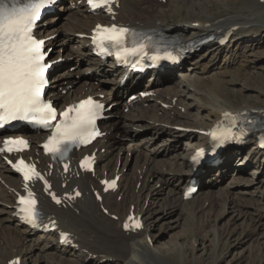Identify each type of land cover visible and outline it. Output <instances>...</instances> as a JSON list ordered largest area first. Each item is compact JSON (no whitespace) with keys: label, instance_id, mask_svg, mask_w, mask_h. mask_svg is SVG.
<instances>
[{"label":"bare ground","instance_id":"1","mask_svg":"<svg viewBox=\"0 0 264 264\" xmlns=\"http://www.w3.org/2000/svg\"><path fill=\"white\" fill-rule=\"evenodd\" d=\"M165 1L119 0V6L115 4L112 8L116 11L115 14H95L89 11L86 0H62L64 4L61 10L68 9L67 16L62 17V14L57 13L55 18L60 17L63 22L46 27L47 21H44L39 27L38 33L42 37L59 33L56 40L49 41L54 46L53 60L76 56L74 63L64 64V68L55 74L51 94L58 105L66 106L79 101L92 87L105 88L110 90L106 93L113 94L114 87H118L125 77L130 78L125 86H119L117 93H114L117 106L112 111L113 118L105 124L107 135L88 148V152L96 156L97 166L94 174L82 171L77 166L82 151L73 153L71 167L65 172L43 154L40 144L46 134L28 133L33 144L26 156L39 162L41 171L48 174L50 172L52 179L51 190L33 183V187L40 193L44 220H56L58 229L71 233L72 243L60 244L57 230L30 229L21 223L16 216V200L17 192L23 187L22 180L0 154V264H10L16 257L20 259V264H37L38 257L44 259L46 264H99L104 257H111L113 264H192L191 258L183 260L182 263V257L178 255L177 250H163L160 255V251L153 247V241L156 239L153 231L159 220L165 213H170L171 209L185 213L187 219L208 213V223H217L209 239V249L211 252L213 250L212 254L210 253L211 259L209 262L203 260L201 264H217L232 247L263 234L264 191L259 190V185L264 180L262 170L258 177V186L253 185L257 180V173L264 167V150L256 146L259 138L253 137L255 145L243 152V155L234 145H227L218 155L210 156L197 168L194 163V150L206 145L207 136L202 133L174 131L167 126L178 125L208 130L226 111L245 110L264 120V106L232 104L228 95L221 90L216 91L223 75L233 73L232 69H222L237 61L239 41L243 35L253 33L251 40H254V43H259L260 37L262 39L264 0H247L241 10L228 13H215L206 6H198V3L189 5V0ZM73 5H76V10H73ZM153 6L155 8H152ZM185 6L188 9L182 20L175 22L166 16L167 10L181 11ZM113 17L117 22L141 29H152L156 33L171 32L183 41L206 34H213L216 38L208 43V48L203 47L200 51L185 56L178 66L184 67L179 74V77L184 79L173 77L175 69L172 67L156 69L155 74L160 83L154 81L147 85L158 88L164 85V89L159 92L153 103L145 107L142 102H147L146 99L127 101L135 77L121 73L112 63L103 64L91 55L90 38L81 37L82 34H90L98 22L112 23ZM55 18H52V21ZM231 30L230 42L225 45L220 43L219 38ZM75 46L78 48L75 49ZM228 54L230 61L218 65L221 57L225 55L226 60ZM209 56L216 62L208 69L201 67V62ZM71 66H78L79 70L74 71ZM196 67H201L202 71L197 72ZM102 73L112 77H97ZM137 86L134 87V92L139 93ZM63 89H67V93L64 94ZM164 103L170 104L171 108H164ZM127 107L131 109L130 113L121 112V108ZM203 112L208 115L206 121L203 120ZM139 128L146 130L139 132ZM178 137L186 139L190 147L176 150L177 143L182 141ZM1 138L2 131L0 146ZM175 139L176 145L172 142ZM145 140L146 144L152 146L151 142H156L157 146L143 148L145 145L142 142ZM162 145H165L163 150H157V147ZM130 151L139 153L136 166L131 172L126 169L131 161ZM239 153L242 156H239ZM249 156L248 163L243 167L244 159ZM234 157H241V166H233ZM51 164H54L53 168L50 167ZM249 167H252L251 173ZM231 169L235 176L230 179V183L215 190L218 184L212 179L216 175L211 174L218 171L219 177ZM116 174H122L119 188L105 190L100 180L109 179ZM193 178L199 184L202 182L201 189H198V192L203 190L202 202L200 195L185 199L186 187ZM159 182L160 189L157 188ZM75 186L82 190V196L68 203L55 205L48 196L51 191L62 196L69 195L74 192ZM95 190H98V194H95ZM161 192L166 193V197L159 200ZM219 208H222V211ZM228 209L236 213L224 226L219 227L218 219ZM132 212L143 221L142 228L137 232L122 228L123 220ZM114 216L118 218L115 219ZM239 220L245 222V227L238 229L235 226ZM206 222L203 223L204 227ZM200 229L202 228L191 232L195 242L201 238ZM196 264H199V261H196Z\"/></svg>","mask_w":264,"mask_h":264},{"label":"snow or ice","instance_id":"2","mask_svg":"<svg viewBox=\"0 0 264 264\" xmlns=\"http://www.w3.org/2000/svg\"><path fill=\"white\" fill-rule=\"evenodd\" d=\"M53 2L54 0H29L24 4L15 0L14 3L9 4L8 0H0V125L20 120H33L40 123L52 129V135L44 144V149L53 156H64L69 145L86 144L99 135L95 130V122L104 105L89 97L60 114L63 118L58 123H52L57 118L56 109L51 103H46L42 99L47 83L46 73L50 64L45 63L44 41L34 37L33 29L41 11ZM88 3L93 10L99 7H107L111 10L113 0H88ZM129 35L136 34L130 33L126 27L100 25L97 26L93 40L102 51H107L108 45L116 47L118 58L146 54L145 45H137L135 40L132 42V47L127 46ZM163 58L176 59L171 54ZM152 59H161V57L156 56ZM225 116L230 117L231 114L225 113ZM210 135L220 144L233 138L230 128L213 131ZM26 147V140L8 139L4 141V147L0 148V151H22ZM14 166L23 174L25 182L34 178L43 179L35 166L26 164L24 160L18 161V166ZM81 167L92 170L91 163L87 160ZM44 183L47 185L48 182L45 180ZM105 183L109 188L116 186L115 181ZM76 195L79 196L80 193L76 192ZM53 199L56 203L61 202L54 194ZM36 204L37 201L31 192L27 197L19 198V212L22 218L33 226H38ZM130 220H133V223H126L125 229L142 227V224L134 218ZM13 264H19V262L14 261Z\"/></svg>","mask_w":264,"mask_h":264},{"label":"rangeland","instance_id":"3","mask_svg":"<svg viewBox=\"0 0 264 264\" xmlns=\"http://www.w3.org/2000/svg\"><path fill=\"white\" fill-rule=\"evenodd\" d=\"M246 1L247 0H189L188 4L191 5L192 3H198V6H202V5L206 6L208 7L209 10H213L215 13H219V12L228 13L230 11L241 10L244 4L246 3ZM163 3H165V1H163ZM140 6L141 5H139V7ZM152 8H155V7L153 6ZM187 9L188 8L185 6L183 7L181 11H178L176 9H169L165 13L169 20L171 19V21L177 22L183 19L182 17L187 12ZM67 10L63 11L59 9L58 13L60 15L62 14L61 15L62 17H66L67 16L66 14L68 13ZM70 10L72 9H69V11ZM73 10H76V9H73ZM62 22L63 21L60 20V17H56V19L52 23H50L51 25L49 26L52 27V26H55L56 24H59V23L61 24ZM58 35L59 33H57V36ZM252 36H253V33H249V34L243 35L242 39H240L239 41L240 47L238 48L237 61L235 62V64L230 65L231 67L229 66L227 68L222 69V70L232 69L233 73H227L223 75L221 82H219L218 85L216 86V91L221 90L224 94L228 95L230 97L232 104L240 105V104L249 103L250 106L259 107V106H264V33L262 35V39L260 37L259 43H254V40H251ZM208 46H204L203 49L208 48ZM76 48L78 47L75 46V49ZM224 56H222L221 59L218 61V65H223L226 61L228 62L230 61L229 54L226 56V58L228 57L226 60H224ZM75 58L76 56H70V57L66 56V59H68L67 64L74 63L76 60ZM214 62H216V60H214L212 57L209 56L207 58H204V60L201 62V67L205 66L208 69V67H210ZM201 67H196L197 72L202 71ZM71 69H73L74 71H78L79 67L71 66ZM178 74H179V70L174 73L173 77H179L180 75L178 76ZM201 74H204V73H201ZM179 78L184 79L183 77H179ZM247 84H250L252 86L249 87ZM153 102H154L153 100L148 101L145 107L149 106L150 103H153ZM144 103L142 102V106H144ZM135 105L140 106L137 104ZM125 109L126 108H121L122 110L121 112L123 113L131 112L128 110L125 111ZM202 115H203V120L206 121L208 118V115L204 112ZM167 127L170 129H174V131H181L177 129L175 126L173 127L172 125L167 126ZM145 130H146L145 128L138 129L139 132H143ZM181 132H185V131H181ZM179 138L180 137H178V139ZM180 139H182L181 143L180 142L177 143V139L172 141L175 145L176 143L178 144V147H176V150H180V149L184 150L190 147V144L188 145L186 139L182 137ZM142 143L143 145H145L143 148H146V147L151 148V147L157 146L156 142H151L153 143L152 146L150 144H146L147 143L146 140ZM249 145L253 147L255 145L254 140H250ZM164 146L165 145L158 146L157 150H163ZM125 154H126V151H125ZM129 156L131 158L130 159L131 161L128 167H126V169H128V171L131 172L136 166V160H137V157H139V153L136 154V152L130 151ZM235 161H238V160L235 159ZM233 166H234V162H233ZM249 170L251 173L253 171L252 167L251 168L249 167ZM261 170H262V175H264V167H263L257 173L258 174V176L256 177L257 180L254 181L255 184H253L255 186H258L259 184V183L257 184V182L260 179L258 177H260L259 174ZM215 172L216 171H214L211 174V175L213 174L216 175L215 178L212 179L213 181L215 180V182L218 184V187L214 186L215 190H218L220 187L227 186L230 183V179L233 177L232 172L227 173V175L225 176L220 175L219 177L217 175L218 171L216 173ZM212 180H210L209 182L211 183ZM205 181L207 180L205 179ZM201 185H202V182L199 184L200 189H201ZM160 187H161V183L159 182L157 184V188L160 189ZM259 190L264 191V180L260 183ZM202 194H203V190H200L197 194H195L197 196L200 195L199 196L200 198L202 197L201 202L204 199ZM158 197H160L159 200H162L164 197H166V193L161 192ZM172 210L174 209L169 210L170 213L164 214V217L159 220V222L157 223V227L153 231V234L156 235V239L153 241V247L155 248V250L156 249L157 251L159 250L160 255L162 254L161 252L163 250H169L168 252L177 250L178 255L182 257V258L180 257L182 259V263H184L183 260L185 261L187 258L192 259V264H196V261H199V264H201L203 260H205L206 262H209L211 259L210 255L213 252V250L211 252L209 249V247H211L209 239L212 237V231L217 226V223L216 225L214 221H211V222L209 221L208 223L207 221V219L209 218L208 213H205L206 216L205 214L194 215V217L187 219L185 213L179 210H174V211ZM220 211H222V208L220 209ZM223 213L225 214H222V217L219 218L220 220L218 219L219 227H222V225L224 226L226 224V221L232 216H234L236 212H233L231 209H228V211L225 210ZM205 222L206 224L204 227L203 223ZM212 224L214 225L212 226ZM235 226L238 229H241L242 227H245V222L242 223V221L239 220ZM194 228L196 230L198 228H202L199 230L201 234L199 235V237L201 238H199V241L197 242H195L193 236H191V232L195 231ZM236 245H238V243H236ZM195 246H196V250H195ZM258 246H262V247H258ZM191 247H194V249ZM230 250L229 252L225 253L222 256V258H220L217 264H264V232L263 234H261L260 237L255 236L254 238H250L247 241L242 242L241 245H238L237 247H232ZM215 256H217V254H215ZM38 258H39V261L37 262V264H46L44 259H40V257ZM105 258L110 259V261H103L102 263H100ZM104 259H102L99 262V264H113L114 263L111 257H104ZM212 262H214V258L212 259ZM29 264L31 263L29 262Z\"/></svg>","mask_w":264,"mask_h":264}]
</instances>
